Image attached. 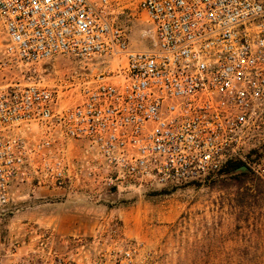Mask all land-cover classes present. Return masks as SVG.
I'll use <instances>...</instances> for the list:
<instances>
[{
    "label": "built area",
    "instance_id": "2783aa9c",
    "mask_svg": "<svg viewBox=\"0 0 264 264\" xmlns=\"http://www.w3.org/2000/svg\"><path fill=\"white\" fill-rule=\"evenodd\" d=\"M134 11L144 49L117 22ZM58 56L115 69L51 89L38 67ZM263 130L264 0H0V208L17 182L72 187L70 141L109 187H181L244 159ZM253 169L264 182V156Z\"/></svg>",
    "mask_w": 264,
    "mask_h": 264
},
{
    "label": "rangeland",
    "instance_id": "374dc122",
    "mask_svg": "<svg viewBox=\"0 0 264 264\" xmlns=\"http://www.w3.org/2000/svg\"><path fill=\"white\" fill-rule=\"evenodd\" d=\"M117 22L128 29L133 47L149 46L145 14L134 11L118 16ZM114 69L102 61L86 66L58 56L38 67L37 80L54 89L74 75ZM79 100L73 95L61 102L72 105ZM33 134L38 139L36 128ZM74 142L65 146L70 170L78 175L72 186L90 196L106 182L87 177L82 168L85 144L79 142V153L71 155ZM252 143L243 159L251 168L236 170L251 173L249 179L218 176L196 187L173 189L105 185L107 200L95 206L92 220L82 222L81 232L72 236L60 234L58 222L38 218L37 205L41 203L42 210L44 200L36 187H53L37 181L14 183L9 204L0 208V264H135L136 259L138 264H264V182L253 169L260 157L247 156L264 144V130ZM87 200L97 203L98 198ZM45 203L48 212H59L52 202ZM131 244L140 245L133 263L125 255Z\"/></svg>",
    "mask_w": 264,
    "mask_h": 264
},
{
    "label": "crops",
    "instance_id": "0c3cea01",
    "mask_svg": "<svg viewBox=\"0 0 264 264\" xmlns=\"http://www.w3.org/2000/svg\"><path fill=\"white\" fill-rule=\"evenodd\" d=\"M73 152L71 155H76L79 153L80 144L79 142H74L71 145ZM37 195L42 201V210L41 203H38V218L40 215V220L42 221H52L58 222L57 227L60 234L66 236L75 235L77 232H81L82 222H89L92 220L91 215L96 214L95 206L102 205L103 201H106L107 191L105 184L101 185L97 192H93L90 196L93 199L98 198L97 203L94 201H88L87 199L91 198L86 196L84 192H80L75 186H72L68 189H48L46 187L38 186L36 187ZM88 195V194H87ZM52 199V201H49ZM45 202H52L53 206H58L59 212L53 209L52 212H48L49 209L46 207ZM51 204V203H47ZM65 206H68V209H65ZM47 211V212H46ZM42 213V214H41Z\"/></svg>",
    "mask_w": 264,
    "mask_h": 264
},
{
    "label": "trees",
    "instance_id": "16d2710c",
    "mask_svg": "<svg viewBox=\"0 0 264 264\" xmlns=\"http://www.w3.org/2000/svg\"><path fill=\"white\" fill-rule=\"evenodd\" d=\"M260 157L259 160H261V158L264 156V144H262L259 148L256 149H252L250 152H248L247 156L248 157H252L253 155H257ZM242 166H249L248 163L243 160V159H234V160H230L229 162H227L225 164V166L216 174H211L209 175L205 180H198V181H194L191 182L189 184L184 185L183 187H190V186H199L201 184H204L205 182H210L211 180H213V178H217L219 177H239V178H243L244 181L250 178L251 173H247V172H236L237 169H239ZM250 167V166H249ZM251 168V167H250ZM162 189H173V188H178V187H170V186H166V187H161Z\"/></svg>",
    "mask_w": 264,
    "mask_h": 264
},
{
    "label": "water",
    "instance_id": "95a60500",
    "mask_svg": "<svg viewBox=\"0 0 264 264\" xmlns=\"http://www.w3.org/2000/svg\"><path fill=\"white\" fill-rule=\"evenodd\" d=\"M240 171H248V168L247 167H242V168H240Z\"/></svg>",
    "mask_w": 264,
    "mask_h": 264
}]
</instances>
